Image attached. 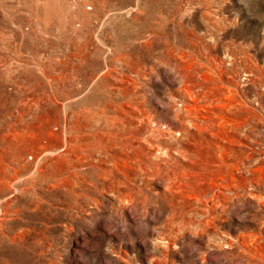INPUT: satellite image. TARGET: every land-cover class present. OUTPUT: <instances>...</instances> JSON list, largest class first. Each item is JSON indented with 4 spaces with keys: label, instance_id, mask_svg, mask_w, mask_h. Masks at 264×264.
<instances>
[{
    "label": "rangeland",
    "instance_id": "1",
    "mask_svg": "<svg viewBox=\"0 0 264 264\" xmlns=\"http://www.w3.org/2000/svg\"><path fill=\"white\" fill-rule=\"evenodd\" d=\"M0 264H264V0H0Z\"/></svg>",
    "mask_w": 264,
    "mask_h": 264
}]
</instances>
